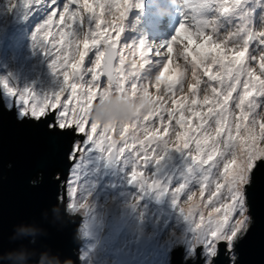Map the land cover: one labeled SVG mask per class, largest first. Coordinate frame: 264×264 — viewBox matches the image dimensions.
<instances>
[{
  "label": "snow or ice",
  "instance_id": "1",
  "mask_svg": "<svg viewBox=\"0 0 264 264\" xmlns=\"http://www.w3.org/2000/svg\"><path fill=\"white\" fill-rule=\"evenodd\" d=\"M25 2L36 10L38 26L34 30V46L49 58L53 73L62 80V87L54 94L37 97L29 89L20 91L7 79H0L4 96L11 99V109H15L14 119L18 123L41 126L45 135L61 145L65 159L75 162L87 147H94L108 153L105 155L108 159L131 162V182L160 189L159 195L170 192L174 206L189 225L188 245L177 244L180 264H239V245L254 223L250 190L257 176L264 173V115L258 112L264 108V30L255 28L257 22L264 25V0H196L192 7L196 15L191 17L195 22L194 32L186 27L188 13L180 5L181 20L169 40L160 44L145 40L133 41L131 46L124 44L130 48V54L138 43L159 57L162 49L171 54L172 45L183 33L187 43L178 56L185 63L173 67L168 56H142V62L133 59L125 67L126 57L117 48L124 27L119 22L104 20L105 0ZM114 2L128 4V0ZM133 7L140 9L141 0ZM117 11L119 17L114 13L113 17L119 21L126 18L130 9ZM105 23L108 26L102 28ZM221 32L227 38L225 43L219 42ZM229 42L231 48L226 47ZM93 50L94 56L89 57ZM86 57L91 66L84 65ZM117 57L118 64L114 63ZM154 72L157 73L155 96L149 92ZM102 76L106 77V85L101 83ZM201 76L207 77L202 89ZM185 84L188 94L177 98L185 92ZM111 91L133 96L142 94L151 106L128 123L94 122L88 115L94 101ZM167 99L171 100L170 108H165ZM4 107L9 105L5 103ZM165 112L168 122L175 120L185 130L176 132V144L169 147L170 140H156L155 131H152L151 144L140 139L136 130L147 138L150 129L144 122L156 116L163 124ZM193 118L197 120L194 125ZM130 129L131 135L125 137L124 133ZM113 130L129 148V139L133 145L138 142L140 150L130 151L127 157L125 147L113 151L116 141L109 140L107 135ZM190 143L195 144L196 155L188 152L204 171L203 178L197 181L201 200L198 204L192 203L197 192L191 191L187 184L174 189L161 188L159 182L150 183L143 178V171H137L138 167L158 162L170 148L188 150ZM65 183L67 206L73 210L86 208L85 203L77 200L74 181ZM181 194L187 197L183 203Z\"/></svg>",
  "mask_w": 264,
  "mask_h": 264
},
{
  "label": "rangeland",
  "instance_id": "2",
  "mask_svg": "<svg viewBox=\"0 0 264 264\" xmlns=\"http://www.w3.org/2000/svg\"><path fill=\"white\" fill-rule=\"evenodd\" d=\"M130 2V11L126 13V18L123 20L117 21L113 17V13L117 18L119 17L117 9L124 10L123 5L114 0H105L103 15L106 22L112 21L114 24L119 22L124 27L117 48L126 57L125 67H128L133 59L142 62V56L151 58L168 56L171 61L170 67L183 65L185 63L183 57L178 56L187 43L183 39V33L178 35L177 42L172 45V53L169 54L167 49H162L159 57L155 52L138 43L130 54V48H125L124 44L131 46V42L137 40L160 44L169 40L181 20L180 5L183 6V11L188 13L186 27L194 32L195 22L191 17L196 15L192 11L196 0H141L140 9L132 8L138 0H130ZM109 4L111 8L108 7ZM84 15L88 14L84 13ZM35 16L36 10L26 4L25 0H0V79H7L11 86L20 91L29 89L37 97H43L59 91L62 80L53 73L49 58L39 47L34 46L33 35L38 26ZM107 26L105 23L102 28ZM255 28L257 31L264 30V25L257 22ZM112 34L115 36L114 29ZM226 40L224 33L221 32L219 42L225 43ZM226 47L231 48L232 44L229 42ZM93 56L94 50L89 53V57ZM89 57L85 58V66H91ZM118 61L119 57L114 63L118 64ZM212 70L215 72L216 67L214 66ZM155 74L157 73H153L152 85L149 86V92L153 96L157 94L154 86ZM205 80L207 77L201 76V89L204 87ZM101 83L106 85L105 76L101 77ZM160 94L164 95L163 85ZM187 94V84H185V92L178 94L177 98ZM198 98H202V95ZM96 102L97 100L93 104ZM5 103L9 105L7 108L11 109V99L5 97ZM170 107H172L171 100L167 99L165 108ZM258 112L264 115V108L258 109ZM162 114L165 116L163 124L156 116L144 122L150 129L147 138L138 129L137 135L151 144L152 131H155L156 140H170L169 147H172L176 144V132L185 130L176 125L175 120L168 122L166 112ZM186 115L189 114L186 113ZM259 119L258 116L257 120ZM192 123L196 124L197 120L193 118ZM98 131H100L99 128ZM131 131L130 129L125 132V137L130 136ZM256 132H259V123ZM107 135L109 140L116 141V149L113 151L125 147V157L130 154V151L135 153L140 150L139 143L133 145L130 139L128 145L131 148L126 146L116 130ZM188 151L196 155L194 143L189 144L188 150L178 151L170 148L158 162L152 161L144 168L138 167L137 171H143V178L148 179L150 183L159 182L161 188L174 189L180 184H187L191 191L197 192L192 203L198 204L201 200L198 196L197 181L203 178L204 171L198 168ZM105 155L107 156L108 153L104 154L94 147H87V150L83 151L79 159L75 161V166H72L68 177V181H74L78 189V202L87 205L86 208L75 210L74 214L70 215L82 218L83 264H147L151 259L153 264H171L172 253L177 249V244L188 245L189 243L187 240L189 225L174 206L170 192L159 195L160 189H149L146 185L142 187L138 183L131 182L132 163L108 159ZM62 184L66 187L65 182ZM61 192L62 201L67 206L65 189ZM185 192L187 193L188 190L186 189ZM186 198L185 194H181V203ZM126 209L129 212L122 215ZM109 222L113 225V230L108 234L110 246L104 244L99 249ZM142 224L145 225L142 226Z\"/></svg>",
  "mask_w": 264,
  "mask_h": 264
},
{
  "label": "water",
  "instance_id": "3",
  "mask_svg": "<svg viewBox=\"0 0 264 264\" xmlns=\"http://www.w3.org/2000/svg\"><path fill=\"white\" fill-rule=\"evenodd\" d=\"M0 89V251L17 253L16 264H35L43 252L53 261L83 264L82 218L65 212L61 192L75 162L64 158L61 145L45 135L41 126L18 123L15 109L4 107ZM250 200L254 223L239 245V264H264V173L257 176ZM33 229L44 233L35 237L34 244L25 235ZM112 230L109 222L99 249L110 246ZM172 255L171 264H180L177 249Z\"/></svg>",
  "mask_w": 264,
  "mask_h": 264
},
{
  "label": "clouds",
  "instance_id": "4",
  "mask_svg": "<svg viewBox=\"0 0 264 264\" xmlns=\"http://www.w3.org/2000/svg\"><path fill=\"white\" fill-rule=\"evenodd\" d=\"M150 101L142 94L135 96L128 93H119L117 91L107 92L102 94L97 102L92 105L89 112V117L94 122H98L101 125H118L122 123H128L142 116L149 108ZM73 209L68 206L65 207V212L69 215L74 214ZM44 234L42 230H30L26 231V236H31L30 243H35V237L37 235ZM16 237H13L15 239ZM17 253L8 252L6 255L0 251V264H4L5 260H8L10 264H16ZM30 257L25 254L24 260L28 261ZM73 264L71 260L66 261H53L49 258L48 253L43 252L40 254V258L35 261V264Z\"/></svg>",
  "mask_w": 264,
  "mask_h": 264
},
{
  "label": "bare ground",
  "instance_id": "5",
  "mask_svg": "<svg viewBox=\"0 0 264 264\" xmlns=\"http://www.w3.org/2000/svg\"><path fill=\"white\" fill-rule=\"evenodd\" d=\"M130 5H131V2H130V0H128V4H127V5H123V9H125V7L129 9V8H130ZM121 6H122V5H121ZM123 11H124V10H123ZM126 212H129V210L126 209L125 211H123V212H122V215H123V214L125 215ZM133 215H134V214H133ZM144 223H146V222H144ZM144 225H145V224H142V226H144Z\"/></svg>",
  "mask_w": 264,
  "mask_h": 264
},
{
  "label": "flooded vegetation",
  "instance_id": "6",
  "mask_svg": "<svg viewBox=\"0 0 264 264\" xmlns=\"http://www.w3.org/2000/svg\"><path fill=\"white\" fill-rule=\"evenodd\" d=\"M0 92H2L1 89H0ZM2 97H3V96H2Z\"/></svg>",
  "mask_w": 264,
  "mask_h": 264
}]
</instances>
